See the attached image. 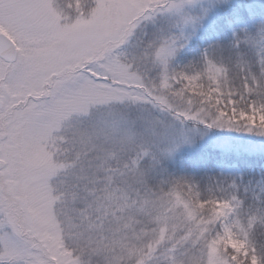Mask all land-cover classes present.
Returning a JSON list of instances; mask_svg holds the SVG:
<instances>
[{
    "label": "snow or ice",
    "instance_id": "obj_1",
    "mask_svg": "<svg viewBox=\"0 0 264 264\" xmlns=\"http://www.w3.org/2000/svg\"><path fill=\"white\" fill-rule=\"evenodd\" d=\"M193 3L0 0V264H264V197L161 167L189 121L264 137V24L177 69Z\"/></svg>",
    "mask_w": 264,
    "mask_h": 264
},
{
    "label": "rangeland",
    "instance_id": "obj_2",
    "mask_svg": "<svg viewBox=\"0 0 264 264\" xmlns=\"http://www.w3.org/2000/svg\"><path fill=\"white\" fill-rule=\"evenodd\" d=\"M187 11L184 35L188 40L173 58L177 69L198 61L210 45L230 46L236 35L255 33L264 24V0H194ZM193 18H198L195 27ZM178 20L176 16L157 18L165 30ZM146 23L151 31V22ZM179 127L189 142L161 162L169 176L186 178L205 196L237 195L249 202L254 195L264 197V137L191 121Z\"/></svg>",
    "mask_w": 264,
    "mask_h": 264
}]
</instances>
